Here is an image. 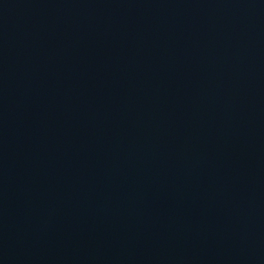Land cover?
I'll use <instances>...</instances> for the list:
<instances>
[{"label":"water","instance_id":"95a60500","mask_svg":"<svg viewBox=\"0 0 264 264\" xmlns=\"http://www.w3.org/2000/svg\"><path fill=\"white\" fill-rule=\"evenodd\" d=\"M0 264H264V0H0Z\"/></svg>","mask_w":264,"mask_h":264}]
</instances>
